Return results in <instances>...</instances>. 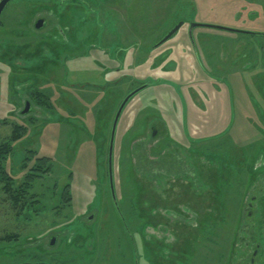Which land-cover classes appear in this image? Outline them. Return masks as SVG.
Returning a JSON list of instances; mask_svg holds the SVG:
<instances>
[{
	"label": "rangeland",
	"instance_id": "rangeland-1",
	"mask_svg": "<svg viewBox=\"0 0 264 264\" xmlns=\"http://www.w3.org/2000/svg\"><path fill=\"white\" fill-rule=\"evenodd\" d=\"M39 18L47 21L42 30ZM182 21L178 34L152 50ZM191 23L258 35L198 27L189 37ZM259 33L264 0L9 5L0 18V147L16 125L27 133L0 159V264L34 257L47 264H239L250 252L241 240L262 243L264 264ZM144 85L117 124L114 198L113 122ZM154 124L163 131L157 137ZM29 151L50 158L31 182ZM167 152L172 163L182 156L181 172L162 162L149 169L143 159ZM1 171L12 178L11 193ZM67 186L69 202L62 200ZM52 236L58 240L50 246Z\"/></svg>",
	"mask_w": 264,
	"mask_h": 264
},
{
	"label": "trees",
	"instance_id": "trees-1",
	"mask_svg": "<svg viewBox=\"0 0 264 264\" xmlns=\"http://www.w3.org/2000/svg\"><path fill=\"white\" fill-rule=\"evenodd\" d=\"M15 0H13L9 5H11ZM8 5V6H9ZM7 6V7H8ZM6 10V9H5ZM5 12V11H4ZM4 14V13H3ZM27 133V128L25 126H19V125H16L13 129V132H12V135L10 137V139L8 141H6L4 143L3 146L0 147V159H4L6 158L4 155L6 154H9L12 150H13V143H15L16 141H18L20 138H22L25 134ZM142 144V143H141ZM140 143L136 144L134 146V154L135 156H137V158L139 159V161L141 160L140 157L141 155L139 154V148L142 147ZM29 157L26 158V161H33V159H35V168H33V170L30 172L29 174V177L27 178V180L29 182H31V180L35 177H40L41 175H43V171L46 170L45 167H47V165L50 164V158H47V157H36L35 158L33 157V155H35V152L33 151H29ZM174 158V156L172 155V153L169 154V152L163 154V156H160V158H157L156 160H153V161H150L148 160V158L146 157L145 154H143V159L144 160H147L149 162V169L152 168L153 164H156L158 162H162V163H167L168 165H173L175 166V168H178L179 171L181 172V164H182V156L175 160V162L172 163L171 161V158ZM159 159V160H158ZM180 161V162H179ZM178 162V163H177ZM1 173H3L1 171ZM2 178H5V180H7V190L8 192L11 193V184H12V178H9L8 176H6V174L3 173V177ZM23 187V186H22ZM68 190H69V186L65 187L64 191H63V194H62V200L66 201V202H69V199L67 200L66 197H68ZM13 194V193H12ZM15 194V193H14ZM18 199L15 198V202H17ZM4 240H11L9 238H4Z\"/></svg>",
	"mask_w": 264,
	"mask_h": 264
},
{
	"label": "water",
	"instance_id": "water-1",
	"mask_svg": "<svg viewBox=\"0 0 264 264\" xmlns=\"http://www.w3.org/2000/svg\"><path fill=\"white\" fill-rule=\"evenodd\" d=\"M13 0H0V17L2 16V14L4 13L5 9L7 8V6L12 2ZM45 22L46 20L44 18H40L37 20L36 24H35V28L37 30H41L44 26H45ZM184 25V22H179L174 28H172L163 38L162 40L156 44L155 47H159L161 45H163L164 43H166L169 39H171L172 37H174L177 32L180 30V28ZM196 27H207V28H216V29H221V30H226V31H230V32H234V33H242V34H247V35H254L257 33L254 32H250V31H242V30H237V29H233V28H227V27H221V26H217V25H209V24H202V23H191L190 24V29H194ZM146 85L142 86L141 88L137 89L136 91L132 92L131 94H129L125 100L123 101V103L121 104L114 122H113V127H112V131H111V139H110V144H109V152H108V174H109V181L111 184V190H112V194L113 197L115 198V194H114V186H113V148H114V139H115V134H116V128H117V124L119 121V118L125 108V106L127 105V103L129 102V100L140 90H142L143 88H145ZM31 109V105L29 102L26 103V109L23 112L24 114L28 113ZM153 137L156 136L155 133L152 134ZM57 237L55 236L51 242V245H55L56 243V239Z\"/></svg>",
	"mask_w": 264,
	"mask_h": 264
},
{
	"label": "flooded vegetation",
	"instance_id": "flooded-vegetation-1",
	"mask_svg": "<svg viewBox=\"0 0 264 264\" xmlns=\"http://www.w3.org/2000/svg\"><path fill=\"white\" fill-rule=\"evenodd\" d=\"M45 19V18H44ZM46 20V19H45ZM46 24H47V21L45 22V26H46ZM185 24V23H184ZM45 26L42 28V29H44L45 28ZM196 28H198V27H196ZM41 29V30H42ZM194 31H195V28L194 29H190V24H189V27L187 28V29H185L184 30V32L189 36V37H191V36H193L192 34L194 33ZM178 32H180V30L178 31ZM178 32H177V34H178ZM168 33V32H167ZM254 33H256V32H254ZM260 35H264V33L262 34V33H259ZM254 35H258V33L257 34H254ZM173 38V37H172ZM190 42H191V44L193 45V47H195L194 46V42H193V40H192V38L190 39ZM153 49H157V47H155V46H153V48H152V50ZM161 127L159 126V124H154L153 126H152V134L153 133H155L156 134V137L157 136H159L162 132H161V129H160ZM168 175V174H167ZM263 185V184H262ZM251 189H255V190H258L257 192H259L261 189L259 188V186H255V185H253V187L251 188ZM252 190V191H253ZM254 197H256V199H257V196H255V195H253ZM253 196H252V198H253ZM255 202V201H254ZM253 205V207H254V203L252 204ZM256 208V207H255ZM254 208V210H251V212H249L248 213V215L251 213L252 215L256 212V209ZM253 222V221H252ZM252 224H253V226H252ZM251 226L252 227H255V223L253 222V223H250V225H248V227H247V229L250 227L251 228ZM55 236H52L51 238H50V240L48 241V244L50 245V246H53V245H51V242L53 241L52 239L54 238ZM57 240H58V238H56ZM57 240H56V243H57ZM69 240H73L72 238H70ZM241 241H243L244 243H245V245H247V247H248V249H249V254H248V258H245V260L244 261H241L239 264H259L258 263V259H259V256H260V254H261V252H262V249H263V245H262V243L261 242H257V241H259V240H241ZM253 242H255V243H253ZM34 258H36V259H33V260H30L29 262H25L24 264H47V263H44L41 259H37V257H34Z\"/></svg>",
	"mask_w": 264,
	"mask_h": 264
},
{
	"label": "crops",
	"instance_id": "crops-1",
	"mask_svg": "<svg viewBox=\"0 0 264 264\" xmlns=\"http://www.w3.org/2000/svg\"><path fill=\"white\" fill-rule=\"evenodd\" d=\"M3 15V14H2ZM1 18V17H0ZM40 19V18H39ZM37 22V21H36ZM28 102V101H27ZM30 103V102H29Z\"/></svg>",
	"mask_w": 264,
	"mask_h": 264
}]
</instances>
